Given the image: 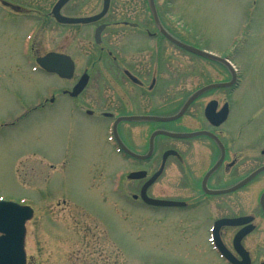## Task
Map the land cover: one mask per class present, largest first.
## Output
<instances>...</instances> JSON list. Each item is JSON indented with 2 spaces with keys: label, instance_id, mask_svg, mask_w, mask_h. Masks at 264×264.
Returning a JSON list of instances; mask_svg holds the SVG:
<instances>
[{
  "label": "rangeland",
  "instance_id": "1",
  "mask_svg": "<svg viewBox=\"0 0 264 264\" xmlns=\"http://www.w3.org/2000/svg\"><path fill=\"white\" fill-rule=\"evenodd\" d=\"M155 1L164 24L185 43L232 61L241 80L237 124L243 127L242 141L264 145V0ZM55 2L50 0V11ZM101 6V0H73L62 14L88 16L99 13ZM109 13L116 23L147 15L149 10L146 0H112ZM29 24L35 33L37 24ZM22 32L0 34V119L5 118L2 113H20L25 101L29 107L40 106L75 80L64 83L36 69V64L33 73L25 74L16 65L15 53L7 52L16 50L20 40L24 43L26 31ZM89 37L62 30L51 21L33 38L34 55L56 52L82 64ZM168 47L174 72L163 76L166 100L174 94L182 98L215 79V65ZM56 99L0 132V200L34 209L27 224L28 264H189L186 245L179 240L182 227L178 235L170 219L159 222L147 209L120 201L113 190L126 165L111 158L106 135L76 123L69 99ZM15 108L19 111L11 110ZM143 135L144 131L134 141L140 142ZM123 189L132 195L136 188L124 183ZM184 229L188 233V226Z\"/></svg>",
  "mask_w": 264,
  "mask_h": 264
},
{
  "label": "flooded vegetation",
  "instance_id": "2",
  "mask_svg": "<svg viewBox=\"0 0 264 264\" xmlns=\"http://www.w3.org/2000/svg\"><path fill=\"white\" fill-rule=\"evenodd\" d=\"M49 2L0 0V34L26 31L24 43L20 40L17 51L10 48L7 52L15 53L16 65L24 69L25 74L34 72V64L36 69L47 74L37 65L40 57L37 53L34 55L33 38L53 21L62 30L90 36L87 39L90 44H85L84 62L78 64L65 55L74 63V75L71 79L60 80L69 83L75 79L72 85L57 95L52 94L36 108L29 107V101H25L22 105L26 107L21 108L20 113H2L5 118L0 119V132L16 127L36 109L54 104L56 96L65 97L73 104L69 110L74 112L76 123L85 130L92 127L101 136L106 135V142H103L111 158L126 165L117 176L120 183L113 192L120 194L122 203L131 202L147 209L148 215L159 222L170 219L171 229L176 234L179 235L178 227H182L179 231L187 239L184 241L180 236L179 240L186 245L189 264H264V170L258 172L264 168V145L253 140L242 141L243 127L237 124L239 71L236 78L224 65L207 61L215 65V79L206 81L182 98L174 94L166 100L169 94L165 95L163 76L174 72H171L174 67L168 45L184 54L197 56L179 49L159 33L151 13L142 14L143 18L136 14L138 18L115 23L109 13L111 0L109 11L101 20L72 25L58 23L48 8ZM103 3L101 0V10ZM99 13L64 16L92 18ZM159 20L171 37L183 42L172 27L164 24L160 15ZM32 22L37 24L35 33L29 24ZM120 25L123 29L117 28ZM99 28L103 29L97 41ZM119 33L122 35L118 36ZM145 42L149 44L141 45ZM120 43L126 49L120 48ZM232 82L231 86L212 88L199 95L176 121L152 120L176 116L186 102L205 87ZM83 83L80 93L72 97L73 89ZM11 110L19 111L17 108ZM134 131H137L134 138L144 131L140 142L134 141ZM157 132L200 135L172 138L156 135ZM120 142L136 157L127 154ZM136 174L140 178H131ZM124 183L131 189L136 188L132 195L124 193ZM165 187L169 190L168 196ZM155 189L158 196L153 194ZM143 190L144 198L175 205H149L142 198ZM184 225L188 226V233Z\"/></svg>",
  "mask_w": 264,
  "mask_h": 264
},
{
  "label": "water",
  "instance_id": "3",
  "mask_svg": "<svg viewBox=\"0 0 264 264\" xmlns=\"http://www.w3.org/2000/svg\"><path fill=\"white\" fill-rule=\"evenodd\" d=\"M70 0H59L53 9V15L56 20L60 23L66 24H85L90 22H95L100 20L107 13L109 9L110 0H104L103 11L100 15L88 18V19H72L61 16L60 12L62 8L69 2ZM149 9L157 23L159 30L166 34L162 27L159 24L157 12L155 9L154 0H148ZM103 28H100L97 32V40L99 41L100 34ZM167 35V34H166ZM171 39V38H170ZM171 41L177 45L178 47L200 56L202 58H206L209 60L221 62L225 64L227 67L231 69L230 64L227 60L215 57L206 52H202L191 47H188L184 44H181L173 39ZM38 64L46 70L48 73H53L59 75L61 78L70 79L73 76V63L69 57L59 55L56 53H50L46 55L44 58H40L37 60ZM223 86V85H222ZM84 87V84L78 85L73 93L71 94L73 97L79 94V92ZM217 87L211 86L206 89L198 92L184 107L181 113L173 117L171 119H157V121H173L180 118L189 104L201 93L206 91L207 89ZM158 134L167 135L170 137H190V135L180 136V135H172L164 132H159ZM198 134H194L191 136H195ZM135 177H139L138 175ZM147 203L152 205H171L170 203H161L151 200H146ZM34 215L33 210L30 207L20 206L16 203L12 202H4L0 201V264H26V253H25V237H26V223L32 220Z\"/></svg>",
  "mask_w": 264,
  "mask_h": 264
}]
</instances>
